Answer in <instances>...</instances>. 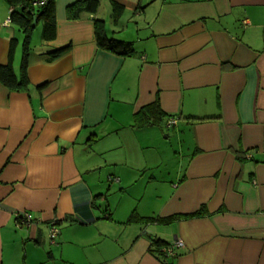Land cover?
I'll list each match as a JSON object with an SVG mask.
<instances>
[{"label":"crops","instance_id":"obj_1","mask_svg":"<svg viewBox=\"0 0 264 264\" xmlns=\"http://www.w3.org/2000/svg\"><path fill=\"white\" fill-rule=\"evenodd\" d=\"M95 1L71 21L75 0H53L55 38L36 19L24 69L0 0V65L15 40L26 82L0 83V264H264V0Z\"/></svg>","mask_w":264,"mask_h":264},{"label":"trees","instance_id":"obj_2","mask_svg":"<svg viewBox=\"0 0 264 264\" xmlns=\"http://www.w3.org/2000/svg\"><path fill=\"white\" fill-rule=\"evenodd\" d=\"M36 1L38 0H7V2L12 5V10L9 15L11 22L17 23L24 34L22 44L23 58L21 64V67H23L24 69L27 64V57L30 50V35L33 30L34 18H36L37 20H42L43 22L42 38L45 41H52L55 38L56 27L54 20L53 0H46V4L41 7L33 6V3ZM14 6H18L19 11H15L16 7ZM97 8L98 2L95 0H75V2L68 6L66 9L67 18L71 21H74L79 19L82 14H94L97 11ZM99 24H101V22H99ZM99 24L95 23V36L97 45L122 56H128L132 53L131 43L128 44L115 39H106L103 36L102 28ZM15 46L16 41L13 40L9 49L8 63L6 65H0V83L6 86L8 89L19 91L25 86L26 82L24 78L17 79L12 65ZM68 50L69 47L54 50V52L50 55L49 60L54 61L60 58ZM155 108L157 109V111L154 110V107H151V109L149 108L147 112H150L152 114H154L155 112H159L158 107L155 106ZM140 115L141 112L136 115L137 123L139 122L138 119L140 118ZM146 123L152 124L153 122L149 121L148 119ZM196 215L198 216L200 215V213H197ZM151 246L154 247V251L160 255V250L166 245L159 240L152 239Z\"/></svg>","mask_w":264,"mask_h":264},{"label":"built area","instance_id":"obj_3","mask_svg":"<svg viewBox=\"0 0 264 264\" xmlns=\"http://www.w3.org/2000/svg\"><path fill=\"white\" fill-rule=\"evenodd\" d=\"M45 4H46V0H38L33 3V6L41 7L44 6ZM10 23H11V19L10 17H8L6 24H10ZM176 121L177 120L175 118L170 119L168 122L169 126L175 125ZM16 219H17V224H16L17 227H21L22 225L29 226L30 224L34 223L32 216L28 213L18 215ZM57 225H58L57 222L50 223L49 225L48 239L50 243H53L59 234ZM181 248H183V243L180 240H175L171 245L163 247L159 253L163 255L165 258L175 257L178 254L179 249Z\"/></svg>","mask_w":264,"mask_h":264},{"label":"rangeland","instance_id":"obj_4","mask_svg":"<svg viewBox=\"0 0 264 264\" xmlns=\"http://www.w3.org/2000/svg\"><path fill=\"white\" fill-rule=\"evenodd\" d=\"M40 32H41V24H39L38 26H37V28H36V30H35V32H34V35H33V37H32V45L34 46L36 43H35V40H37V34H40ZM156 132H157V135L158 136H160V137H162L163 138V135L161 134V132H160V129L157 127H154L153 128ZM159 140V139H158ZM143 147H145V146H143ZM143 152H149V150H144ZM152 152H154V150L152 151ZM123 168H125V166L123 167ZM112 169L111 168H109V167H103L102 169H101V171H103V175H107L108 174V172L107 171H111ZM111 184H107V186H110ZM118 196V195H117ZM117 196L116 195H112V194H110V196L108 197V202H109V205H111V203H113V202H116L117 201Z\"/></svg>","mask_w":264,"mask_h":264},{"label":"water","instance_id":"obj_5","mask_svg":"<svg viewBox=\"0 0 264 264\" xmlns=\"http://www.w3.org/2000/svg\"><path fill=\"white\" fill-rule=\"evenodd\" d=\"M33 25L34 26L36 25V18H34Z\"/></svg>","mask_w":264,"mask_h":264}]
</instances>
